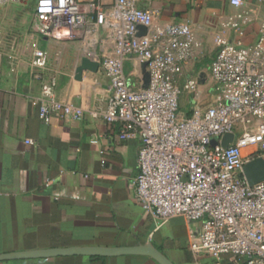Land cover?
I'll return each instance as SVG.
<instances>
[{
	"label": "crops",
	"instance_id": "0c3cea01",
	"mask_svg": "<svg viewBox=\"0 0 264 264\" xmlns=\"http://www.w3.org/2000/svg\"><path fill=\"white\" fill-rule=\"evenodd\" d=\"M37 0L10 2L0 7V253L69 246H135L152 243L174 264H230L236 258L197 255L188 246L199 223L182 217L161 222L137 202L131 183L138 174L140 140H122L119 124L103 119L109 80L84 71L82 58L113 52L110 32L99 27L56 29L46 36L35 14ZM112 4L114 0H105ZM137 0L155 12L162 24L189 22L201 47L185 64V77H203V99L210 103V65L217 54L215 36L228 16L247 11L251 22L241 41L258 38L264 20V0ZM231 40L239 36L224 31ZM38 49L48 52L47 73L57 79V98L82 106L80 121L55 116L51 124L39 117L41 83L33 59ZM125 71L134 88L142 87L143 65L131 57ZM133 78L137 84L133 85ZM205 87V88H203ZM97 112L98 116L93 113ZM34 140L27 144L26 140ZM0 264H160L148 255L56 256L3 260Z\"/></svg>",
	"mask_w": 264,
	"mask_h": 264
},
{
	"label": "built area",
	"instance_id": "2783aa9c",
	"mask_svg": "<svg viewBox=\"0 0 264 264\" xmlns=\"http://www.w3.org/2000/svg\"><path fill=\"white\" fill-rule=\"evenodd\" d=\"M104 1L37 0L35 14L46 36L61 28L95 33L104 27L110 32L113 52L99 58V69L109 80L103 119L119 124L122 140L141 142L138 174L131 183L137 202L161 222L182 217L199 223L188 241L197 255L220 259L229 254L236 258L230 264H264V181L250 185L243 175L247 161L264 157V20L251 44L241 41L251 22L247 11L222 21L210 65L213 99L206 103L203 77L184 76L185 64L202 45L192 25L157 22L155 12L140 8L137 0ZM10 2L26 0H0V7ZM141 24L147 27L144 35H138ZM226 29H233L238 40L224 35ZM131 57L147 63L148 87L131 85L125 71ZM48 61L46 50H36L40 119L46 124L55 116L82 120V106L57 98V79L47 73ZM184 95L191 98L188 112H182ZM230 132L237 138L228 147L211 145L212 138Z\"/></svg>",
	"mask_w": 264,
	"mask_h": 264
},
{
	"label": "water",
	"instance_id": "95a60500",
	"mask_svg": "<svg viewBox=\"0 0 264 264\" xmlns=\"http://www.w3.org/2000/svg\"><path fill=\"white\" fill-rule=\"evenodd\" d=\"M138 35L147 33L145 25H138ZM147 63L143 64V88L150 83V73L146 69ZM100 61L88 56L82 58L77 68V79H81L84 71L98 72ZM237 138L234 132L226 133L221 139L214 137L211 140L212 146L221 145L228 147ZM243 175L250 185L264 181V157L249 160L243 168ZM129 254L148 255L155 258L160 264H174L163 252L152 243L139 244L135 246H69L47 249H32L15 252L0 253V261L14 259H38L56 256L84 255V256H120Z\"/></svg>",
	"mask_w": 264,
	"mask_h": 264
},
{
	"label": "rangeland",
	"instance_id": "374dc122",
	"mask_svg": "<svg viewBox=\"0 0 264 264\" xmlns=\"http://www.w3.org/2000/svg\"><path fill=\"white\" fill-rule=\"evenodd\" d=\"M133 85L137 84V80L135 78H133ZM205 88V87H203ZM191 98L188 97L187 95H184L183 98H182V103H181V106H182V112H188L189 110H191Z\"/></svg>",
	"mask_w": 264,
	"mask_h": 264
}]
</instances>
